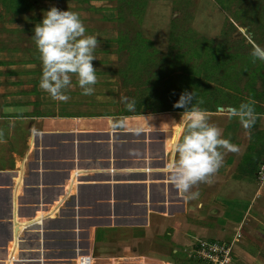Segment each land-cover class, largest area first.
<instances>
[{"label":"rangeland","instance_id":"rangeland-1","mask_svg":"<svg viewBox=\"0 0 264 264\" xmlns=\"http://www.w3.org/2000/svg\"><path fill=\"white\" fill-rule=\"evenodd\" d=\"M53 6L97 37L92 95L75 74L66 100L38 87L33 29ZM253 43L264 47V0H0V264H92L97 229L159 195L152 173L184 135L174 105L185 91L236 148L221 149L222 180L262 185L264 61L253 62ZM249 98L258 115L245 129L227 113Z\"/></svg>","mask_w":264,"mask_h":264},{"label":"crops","instance_id":"crops-1","mask_svg":"<svg viewBox=\"0 0 264 264\" xmlns=\"http://www.w3.org/2000/svg\"><path fill=\"white\" fill-rule=\"evenodd\" d=\"M164 169L160 164L152 173L159 195L135 199L129 221L97 229L88 243L92 264H200L190 258L197 243H231L238 234L240 264H264V182L252 188L234 173L224 181L218 168L211 183L191 189L198 197L186 202Z\"/></svg>","mask_w":264,"mask_h":264},{"label":"clouds","instance_id":"clouds-1","mask_svg":"<svg viewBox=\"0 0 264 264\" xmlns=\"http://www.w3.org/2000/svg\"><path fill=\"white\" fill-rule=\"evenodd\" d=\"M85 27L78 14L70 10L62 11L51 7L43 13V19L33 29L32 39L40 53L42 65L39 89L47 92L53 99L66 100L65 90L72 87L70 74H75L81 94L94 93L97 83L96 69L92 61L96 59L94 50L98 45L96 36H85ZM250 55L253 62L264 61V47L253 43ZM196 92L185 91L175 103L182 107V138L178 135L173 142V158L167 163L169 179L183 199L187 202L196 199L198 191H191L199 183H211L212 175L221 166V149L235 151L236 148L221 138V131L210 124L203 111L194 100ZM125 107L133 110L134 101L122 97ZM255 101L251 98L241 102L238 107L228 109V117L238 119L245 129L256 123Z\"/></svg>","mask_w":264,"mask_h":264},{"label":"built area","instance_id":"built-area-1","mask_svg":"<svg viewBox=\"0 0 264 264\" xmlns=\"http://www.w3.org/2000/svg\"><path fill=\"white\" fill-rule=\"evenodd\" d=\"M258 178L264 181V168ZM239 238L240 234L236 236V240ZM234 241L231 243L215 240L201 241L197 243L190 258L200 264H240L234 252L236 246Z\"/></svg>","mask_w":264,"mask_h":264}]
</instances>
